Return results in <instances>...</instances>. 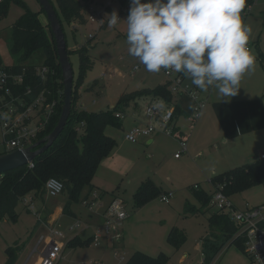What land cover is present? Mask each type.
I'll return each instance as SVG.
<instances>
[{"label":"rangeland","instance_id":"1","mask_svg":"<svg viewBox=\"0 0 264 264\" xmlns=\"http://www.w3.org/2000/svg\"><path fill=\"white\" fill-rule=\"evenodd\" d=\"M23 1L32 11L39 14L44 24H48L38 0ZM109 1L112 11L116 10L121 18L115 27L109 25L101 27L90 21L75 26L64 23L74 81L80 74L78 49L82 46L89 48L94 60L93 67L87 72L83 84L78 89L81 95L78 104L80 107H85L84 110L89 113L108 110L111 105L115 106L124 90L154 88L168 81L163 69L159 73L148 72L138 59L128 54L126 21H124L127 14L121 9L117 0H93L89 4L87 18L91 7L105 16L110 14L109 11H105ZM52 2L56 5L55 0ZM23 12L24 8L21 5L11 3L7 16L0 20V55L7 65L16 63V57L10 51L11 26ZM242 15L244 21L253 29L248 44L251 45V53L257 62L255 65L261 66L258 47L264 55V0H256L250 11ZM37 59L38 56L33 55L29 61L35 63ZM136 65L139 66V70L134 72ZM104 73L108 77H104ZM245 79H250L248 73ZM96 80L98 84L94 89H90ZM253 81L257 82L256 79ZM182 86L195 87L186 76ZM209 91L201 93L206 96ZM94 99L97 101L96 104L93 103ZM149 102L146 99L138 100V111L133 104L125 107V114L128 117L121 119L123 126L110 124L106 129V134L117 141V147L101 161L93 179L94 185L99 187L98 189L101 188L104 196L99 197L93 206H89L85 200L88 188H85L78 198L70 203L69 210L63 212L60 208L62 207L63 210L70 200L68 192L51 197L46 195L45 201L34 193L29 194V198L35 199L34 210L25 209V202L20 201L15 221L9 217L0 220V264L6 262V250L9 247L16 252L14 264H38L49 239L64 245L79 234L83 242L89 240L98 227L106 224L104 212L115 196H119L125 202V210L128 213L126 219L113 224L116 231L107 233L103 229L100 244L84 243L65 247L59 264H90L95 261L102 264H125L136 251L152 256L164 254L168 257L167 264L203 263L205 258L202 250L203 239L209 235L219 234V231L211 227L209 221L210 213L217 209L212 206L210 200L209 205L202 211L193 214V211L202 207L194 186L198 184L202 186L204 192L212 194L214 186L211 178L215 174L236 167L239 162L232 161V166L225 168L222 164L230 154L229 151L223 149L224 145L221 149L218 144L207 146L208 139L204 135L199 137V143L192 142L190 151L182 154L180 159L175 158V153L180 152V146L172 137L160 135L158 143L153 145L127 140L123 127L125 126L126 130L129 127L125 125V120L134 113H145ZM59 109V105H54L55 114ZM179 124L190 129L191 121L181 118ZM1 140L0 126V142ZM262 151H264V140L256 139L250 152L260 154ZM148 180L152 181L162 193L151 196L144 205L137 207L135 193L140 185ZM165 193L172 195L169 201L162 202L160 197ZM229 198L239 208H242L246 202L260 205L264 203V184L253 186L243 193L233 194ZM92 200L94 198L90 196L89 201ZM51 215L54 216L53 221L46 223ZM78 222L82 224L80 227L70 229ZM85 225L90 227L85 228ZM50 226L55 227L62 235H54L50 238ZM173 227L186 236V241L177 247L167 238ZM42 236L44 239L39 242ZM116 251L118 256L115 255ZM211 264H249V257L239 243H233L224 247Z\"/></svg>","mask_w":264,"mask_h":264},{"label":"trees","instance_id":"2","mask_svg":"<svg viewBox=\"0 0 264 264\" xmlns=\"http://www.w3.org/2000/svg\"><path fill=\"white\" fill-rule=\"evenodd\" d=\"M55 1L56 5L54 6L63 29L65 22L75 26L89 21L87 14L89 4L93 0ZM117 1L121 8L129 6V0ZM255 2L256 0H247L243 13L250 11ZM11 3L19 4L24 8L23 14L11 26L10 51L16 57V63L7 65L0 55V64L13 73L24 74V82L19 90L21 92L30 91L29 94L25 95L27 100H34L44 92L45 102H55V105H59L60 108L57 114L54 110L49 116V120L45 121V125L35 140L37 142L53 131L60 118L64 103L62 68L49 22L47 25L44 24L39 14L32 11L23 0H1L0 20L7 16ZM108 10L110 13L112 12L111 8ZM78 53L80 56V74L78 79L74 81L72 109L67 124L57 140L33 160V166L28 164L0 174V220L9 217L15 221L18 216L19 202L24 201V198L31 193L45 201L47 195L45 183L50 177H56L63 181L64 192L66 191L70 195L64 212L69 210L70 203L77 199L85 188L92 190L93 179L99 164L117 146V141L106 134V129L110 124L122 125L121 118L117 117L116 113H124L125 107L131 103L150 97L152 102L161 101L168 107L174 104L176 117L183 113L169 89L170 83L168 81L155 88L145 87L134 91L126 90L121 93L116 105L108 110L91 113L86 110H79L77 108L79 98L77 92L83 84L85 75L93 67L94 60L86 46L80 47ZM33 55L38 56L35 63L29 61ZM258 58L264 67V55L259 48ZM39 61L41 62L38 63ZM43 67L47 68V72L40 73ZM184 79L185 75L183 74ZM97 84L98 81L96 80L90 88L94 89ZM82 122L84 125L81 126V129H77ZM211 181L214 186L223 185L224 192L228 196L243 193L256 185H263L264 159L258 158L250 163L215 174ZM196 192L202 207L193 211V214L202 211L205 206L209 205L211 199V194L201 189L196 190ZM159 193H162L161 190L152 181H144L135 193L136 206L144 205L151 196ZM209 221L211 227L219 231V234L209 235L203 239L202 250L205 256V264H211L224 247L233 243H239L245 252L243 240L234 237L236 226L227 213L221 210L212 212L209 215ZM167 238L176 247L186 241L185 234L179 232L175 227L171 229ZM90 242V239L83 242L79 237H74L66 243V246H77ZM12 250V247L7 248V260L4 264L15 263L16 252ZM167 262L168 257L164 254L152 256L142 251H136L125 264H167Z\"/></svg>","mask_w":264,"mask_h":264},{"label":"clouds","instance_id":"3","mask_svg":"<svg viewBox=\"0 0 264 264\" xmlns=\"http://www.w3.org/2000/svg\"><path fill=\"white\" fill-rule=\"evenodd\" d=\"M247 0H129L128 54L148 72L171 70L201 92L235 97L254 66L248 48L253 29L243 18ZM107 23L121 20L113 10ZM104 20H102L103 22Z\"/></svg>","mask_w":264,"mask_h":264},{"label":"built area","instance_id":"4","mask_svg":"<svg viewBox=\"0 0 264 264\" xmlns=\"http://www.w3.org/2000/svg\"><path fill=\"white\" fill-rule=\"evenodd\" d=\"M109 1L105 6V11L110 7ZM126 14L129 6L121 8ZM90 22L97 23L99 26H107V18L102 12H97L93 7L88 15ZM102 20H104L102 22ZM251 50V46L248 44ZM139 69L135 66L134 72ZM40 73L47 72V68L43 67ZM168 82L170 83L171 93L177 97L179 95H187L194 102V110L191 115L193 122H196L202 114L207 100L199 89L196 87H183V74L176 73L171 70H163ZM104 76L106 74H103ZM24 82V74H16L0 64V126L2 132V140L0 142V154L10 152L17 148H25L32 145L41 128L45 125V121L49 120V116L53 113L55 102H45L44 92L38 95L34 100H27L25 97L28 92H21ZM210 88L209 90H211ZM145 115L148 122L145 124H135L125 134V138L131 142L137 143L140 139L149 137L155 133H164L170 136H176L179 139L181 150L176 154L179 157L183 152L188 150V138L186 135L178 133L175 126V105L166 106L161 101H150L146 107ZM117 117L122 118L123 113L117 112ZM84 123L77 127L81 129ZM178 134V135H177ZM264 159V153L259 156ZM30 166H33L31 163ZM47 196H58L64 192V183L56 177H50L45 183ZM194 189L199 190L200 185L196 184ZM172 193L162 194L160 200L169 201ZM211 204L217 210L227 213L236 226L235 238L243 240L244 250L249 257V264H264V203L260 205H251L246 203L245 207L238 208L235 206L229 196L224 192L221 184L215 186V190L211 194ZM26 206L29 210H34L33 200L28 197L24 198ZM107 215L110 218L104 225V228L98 227L93 236L92 242L99 244L103 235V229L107 232L115 230L116 222H121L128 216L124 209L123 201L114 200L108 210ZM114 218L111 220V218ZM82 224L78 222L74 227L78 228ZM54 235H62L55 227L49 228V237ZM44 239L42 236L40 241ZM64 250V245L57 243L55 240H49L47 250L38 264H59ZM90 264H102L99 261ZM205 264V260L203 263Z\"/></svg>","mask_w":264,"mask_h":264},{"label":"crops","instance_id":"5","mask_svg":"<svg viewBox=\"0 0 264 264\" xmlns=\"http://www.w3.org/2000/svg\"><path fill=\"white\" fill-rule=\"evenodd\" d=\"M120 7H121V5H120ZM107 11H109V10H107ZM258 48L260 49V47H258ZM255 63H257V62L254 61V66H253L252 70L250 72H248V74L250 75V79H245V75H247V73H246L244 75V77L242 78L241 88L235 97L229 98V100L221 101V98L218 95L217 90L212 88L209 91V93H207L206 96H204V97H206L207 103H206V106H205L202 114L200 115L199 119L196 122H193L191 119V115H192L193 110H194L193 100L187 95L186 96L185 95H179L175 98V100L177 101L178 105L180 106V108L183 112L180 116H177V117L175 116L176 131L178 133L186 135L188 138V150L186 152H183L182 154L188 153L190 151V148H192L191 143L192 142L196 143L197 141L199 143V139H200L199 137L201 135H204L208 139V142H207L208 145L207 146H212V145L218 144L219 148L221 149L222 146L224 145L223 149H227L229 151L230 154L227 156V158L225 159V161L222 164L223 166H225V168L227 166H230V165L232 166V163H231L232 161L239 162L238 163L239 165H236V167H237V166H240L241 164L244 165V164L250 163V162L260 158L259 157L260 154L264 153V151H262L260 154L256 153V152L255 153L250 152L251 146L253 145V143L255 142L256 139H263L264 140V67L262 66V64H261V66H256ZM136 66H138V65H136ZM104 74H106V73H104ZM104 77H108V75L106 74ZM253 79H256L257 82H254ZM143 88H145V87H143ZM149 88H151V87H149ZM124 91H126V90H124ZM78 93H79V91H78ZM80 96L81 95L79 93V98H80ZM79 98H78V100H79ZM149 98L150 97L145 98V99L148 100V102H149V101H151ZM93 103L96 104L97 101L94 99ZM137 103L138 102L130 104V105H132V104L135 105L136 111H138L137 110L138 109ZM77 106L80 110H84V108H85V107H80L78 104V101H77ZM111 107H114V106L111 105ZM125 117H128V116L125 114V111H124L123 117L121 119L123 120ZM181 118H184L189 122L191 121L190 129H189V127L184 128V126H181L179 124V120ZM147 122H148V119H147L145 113H142V114L134 113L132 117H130L128 120H125V125L128 126L130 129L135 124H145ZM123 124L124 123H122V126H123ZM123 130L125 131V134H126L127 130H126L125 126L123 127ZM160 135H165V136H169V137L174 138L175 141L177 142V144H179V146H180L179 139L176 136H170V135H166V134L160 133V132L155 133L149 137L142 138L137 143L147 144V145L156 144V143H158V137ZM189 143H190V145H189ZM180 150H181V146H180ZM182 154L179 157H177L176 153H175V158L176 159L182 158ZM218 165H220V164H218ZM98 188L99 187L95 186L93 183V191L87 190V197L85 200H86V204H88L89 206H93L94 202L97 201L99 197L104 196V192H102L101 188L100 189H98ZM200 189L201 190L203 189L202 186H200ZM214 190H215V186L213 187V191ZM90 196H92L94 198V200L89 201ZM28 198H29V195H28ZM116 199L117 200L120 199L123 201L124 209H125V202L119 196H115L111 200L110 204ZM29 200H31V202L33 200L32 203L34 205L35 199L30 197ZM110 204L108 205L107 209L104 212L105 217H106L105 218L106 223L110 219V218H108L109 216L107 215V210H108ZM245 204L243 207H245ZM251 205H253V204H251ZM24 207H25V209L29 210L28 207L26 206V202H25ZM60 210L64 212V209L62 210V207L60 208ZM53 218H54L53 215L49 216V220H47L46 223H48L49 221H53ZM122 221H124V220H122ZM0 224H1V222H0ZM84 227L89 228L90 225L89 226L85 225ZM100 227H102V226H100ZM102 228H104V225ZM113 231H116V228ZM94 234H95V232L90 236L89 239L91 240V242L89 244H91V243L93 244L92 239H93ZM75 237H79V234L75 235ZM48 244H47V246H46V248L42 254V258L44 256L46 250H47ZM65 247H67L66 243L64 244V248ZM64 250H63V253H64ZM63 253H62V255H63ZM115 255L116 256L119 255L117 253V251L115 252ZM42 258L40 259V261L42 260ZM121 258H124V257H121Z\"/></svg>","mask_w":264,"mask_h":264},{"label":"water","instance_id":"6","mask_svg":"<svg viewBox=\"0 0 264 264\" xmlns=\"http://www.w3.org/2000/svg\"><path fill=\"white\" fill-rule=\"evenodd\" d=\"M41 4L57 45L59 63L62 68L64 103L60 118L53 131L46 137L25 148H17L0 154V174L31 164L60 136L69 119L74 92V70L69 58L65 32L58 12L51 0H38ZM113 108V107H111Z\"/></svg>","mask_w":264,"mask_h":264}]
</instances>
